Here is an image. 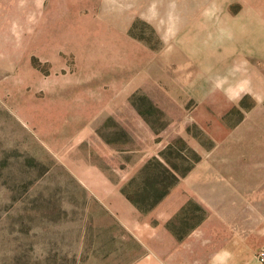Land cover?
<instances>
[{
    "label": "rangeland",
    "instance_id": "obj_1",
    "mask_svg": "<svg viewBox=\"0 0 264 264\" xmlns=\"http://www.w3.org/2000/svg\"><path fill=\"white\" fill-rule=\"evenodd\" d=\"M263 165L264 0H0V264H151Z\"/></svg>",
    "mask_w": 264,
    "mask_h": 264
},
{
    "label": "crops",
    "instance_id": "obj_2",
    "mask_svg": "<svg viewBox=\"0 0 264 264\" xmlns=\"http://www.w3.org/2000/svg\"><path fill=\"white\" fill-rule=\"evenodd\" d=\"M229 180V194L217 188L214 213L184 239L152 234L151 264H264V165L234 169Z\"/></svg>",
    "mask_w": 264,
    "mask_h": 264
},
{
    "label": "built area",
    "instance_id": "obj_3",
    "mask_svg": "<svg viewBox=\"0 0 264 264\" xmlns=\"http://www.w3.org/2000/svg\"><path fill=\"white\" fill-rule=\"evenodd\" d=\"M260 260L264 262V252H262V254L260 255Z\"/></svg>",
    "mask_w": 264,
    "mask_h": 264
}]
</instances>
